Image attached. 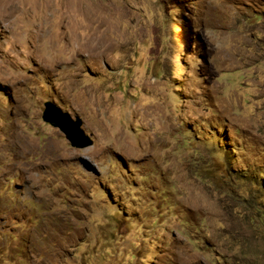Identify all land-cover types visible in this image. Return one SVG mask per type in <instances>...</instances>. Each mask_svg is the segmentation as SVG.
Listing matches in <instances>:
<instances>
[{
    "label": "rangeland",
    "instance_id": "1",
    "mask_svg": "<svg viewBox=\"0 0 264 264\" xmlns=\"http://www.w3.org/2000/svg\"><path fill=\"white\" fill-rule=\"evenodd\" d=\"M263 173L264 0H0V264H264Z\"/></svg>",
    "mask_w": 264,
    "mask_h": 264
},
{
    "label": "water",
    "instance_id": "2",
    "mask_svg": "<svg viewBox=\"0 0 264 264\" xmlns=\"http://www.w3.org/2000/svg\"><path fill=\"white\" fill-rule=\"evenodd\" d=\"M41 118L43 122L59 129L72 147L83 148L91 145L89 137L84 135L80 129V120L77 117L75 120H72L66 113L61 112L52 103H44Z\"/></svg>",
    "mask_w": 264,
    "mask_h": 264
},
{
    "label": "bare ground",
    "instance_id": "3",
    "mask_svg": "<svg viewBox=\"0 0 264 264\" xmlns=\"http://www.w3.org/2000/svg\"><path fill=\"white\" fill-rule=\"evenodd\" d=\"M74 4H75V5H78L79 2H78V1H73V3H68L67 6L71 8V6L74 5ZM70 22H71V21H70ZM69 25H70V24H69ZM69 27H70V26H69ZM69 27H68V28H69ZM96 32H97V31H96ZM15 142H16V141H15ZM14 145H15V144H14ZM15 146H16V145H15Z\"/></svg>",
    "mask_w": 264,
    "mask_h": 264
},
{
    "label": "clouds",
    "instance_id": "4",
    "mask_svg": "<svg viewBox=\"0 0 264 264\" xmlns=\"http://www.w3.org/2000/svg\"><path fill=\"white\" fill-rule=\"evenodd\" d=\"M264 174V173H263Z\"/></svg>",
    "mask_w": 264,
    "mask_h": 264
}]
</instances>
